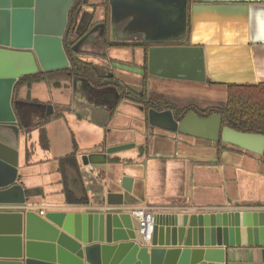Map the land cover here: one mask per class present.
<instances>
[{"label":"water","instance_id":"water-1","mask_svg":"<svg viewBox=\"0 0 264 264\" xmlns=\"http://www.w3.org/2000/svg\"><path fill=\"white\" fill-rule=\"evenodd\" d=\"M80 1L0 0V204L18 206L0 209V264H227L240 249H260L264 254V206H169L155 213L150 242L143 243L138 221L127 211L133 204L134 179L126 175L119 181L121 192L106 194L104 211L57 209L40 215L25 207L28 192L18 168V136L28 140L37 131L40 146L39 129L25 126L64 108L55 111L49 104L20 99L19 91L27 85L18 89L14 100V87L24 75L71 66L67 37L74 32ZM108 4L110 35L115 30L125 39L139 36L141 42L151 44L148 75L205 81L202 46L173 44L187 39L188 0H108ZM99 26L103 35L104 24ZM84 36L71 46L73 53L80 54ZM111 76L113 72L105 77ZM142 90L141 85L137 93L142 95ZM122 101L143 111L145 126L210 142L220 140L255 155L264 151V135L221 127L219 114L202 118L188 112L175 117L170 109L151 108L145 116L141 103L122 98L117 106ZM26 103H36L45 111L39 119L27 121ZM104 111L107 115L108 109ZM127 148L128 144L106 145L105 156ZM76 150L73 147V157Z\"/></svg>","mask_w":264,"mask_h":264},{"label":"crops","instance_id":"crops-1","mask_svg":"<svg viewBox=\"0 0 264 264\" xmlns=\"http://www.w3.org/2000/svg\"><path fill=\"white\" fill-rule=\"evenodd\" d=\"M189 11L188 39L191 45L203 48L205 81L149 76L153 93L192 100L204 107L215 103L213 97L217 95L224 94L226 98L227 84H264V0H191ZM94 14L100 20L104 17L101 8ZM114 31L110 35L108 29L110 40L125 39ZM103 40L104 34L101 48ZM124 50L131 51L130 55ZM79 52L91 60L96 70L98 65L101 71L105 70V66L94 61L93 55L89 57V51L82 48ZM107 53L112 61L110 67L115 70L113 74H120L116 78L140 90L142 50L110 48ZM163 82L204 84L201 86L209 93L207 98H201L204 96L200 94H172L162 89ZM73 87L74 82L52 85L41 81L19 91L22 100L49 104L55 111L64 108L55 112L60 115L52 117L46 125L49 145L46 150L38 145L37 131L28 140L22 134L18 136V168L28 192V203L24 204L27 209L36 213L43 210V215L57 209L104 211L101 208L106 194L122 191L119 181L123 175L134 179L133 204L129 207H152L161 212L179 203L203 208L234 204L264 206V151L255 155L225 143L145 126L143 111L127 101H122L109 119L104 106L90 103ZM43 111L36 103H26L25 119H39ZM119 144H128L129 148L105 156L106 145ZM28 146L31 153L26 160ZM73 147L77 150L71 160L67 156L72 155ZM114 158L118 161L109 162ZM17 208L13 204H0V209ZM227 264H264V254L260 249H240Z\"/></svg>","mask_w":264,"mask_h":264},{"label":"trees","instance_id":"trees-1","mask_svg":"<svg viewBox=\"0 0 264 264\" xmlns=\"http://www.w3.org/2000/svg\"><path fill=\"white\" fill-rule=\"evenodd\" d=\"M191 0H188V17H187V39L184 42H176L173 44H183L191 45L189 43V33H190V11L189 4ZM81 1L77 6L80 8ZM100 5H103L105 12V21L108 24L109 16V4L108 0H101ZM81 34H75L70 32L67 37V46L69 48V54L72 58L71 66L59 70H51L46 72H36L33 74H28L22 76L14 87L13 99L16 98V93L18 89L23 86H29L32 83L45 81L52 85H56L62 82L73 83L77 79H81L84 86L87 88L96 87L105 89L102 91L101 95H108L110 99H113V95L116 96L114 104L108 109L107 118H110L115 111L118 102L122 98H127L128 100L141 103L144 106L145 116L147 115L148 109L154 110H164L170 109L175 116L185 115L188 112H194L200 117H209L212 114H219L221 118V127L227 126L232 129L257 133L264 135V84H227L226 87V98L220 103H210L204 107L197 106L192 100L182 101L173 99L167 95L159 93L145 95L144 82L145 77L148 76L147 73V49L151 45L149 43L140 42L134 44L117 43L113 41L107 42V47H125V46H138L142 50V88L143 94L139 95L134 90L126 87L114 76L105 77L100 76L96 73L93 65L82 59L81 54L73 53L70 48L74 45L81 37ZM114 96V97H115ZM20 110V109H18ZM60 115L54 112V114L43 118L40 122L33 126H25L26 128H38L39 129V143L41 148H48V140L46 136V131L44 125L48 123L52 117ZM147 121V119H145ZM221 144L220 140L215 142ZM142 148V147H141ZM143 149V148H142ZM141 149V150H142ZM27 160L30 153L27 151ZM73 160V155L67 156ZM72 157V158H71ZM118 159H109V162H117ZM86 202V199L85 201Z\"/></svg>","mask_w":264,"mask_h":264},{"label":"rangeland","instance_id":"rangeland-1","mask_svg":"<svg viewBox=\"0 0 264 264\" xmlns=\"http://www.w3.org/2000/svg\"><path fill=\"white\" fill-rule=\"evenodd\" d=\"M90 2L96 3V0H89V3ZM88 9H90V4H88L85 7V10H87V12L90 11ZM84 35L85 36L82 40L83 47L80 46L79 50L82 51V48H83V50L89 51L91 53L89 55V57H91L93 55L94 61L100 62L102 64V67L105 66L104 67L105 71H103V72H107V73L115 72V70H113L110 67V65L103 63V62H105V61H103V60H105V55H104L105 52L100 53L101 49L104 50V48H101V45H102L101 33H99L98 31L94 32V30H90L89 32H87ZM124 51H127L129 53V55L131 53V51H129V50H124ZM99 54H101V56ZM86 59L91 62V60L88 57ZM97 70H98L97 72H101V68L99 67V65L97 66ZM163 83L164 84L162 86V89L167 90V91L171 92L172 94H174V93L175 94H177V93H190L189 95H193V96H197L200 94V95L204 96L201 98H207L206 95H208V93H209L207 88H205V86H201L204 84H200L197 86H191V85L188 86V85L176 84L177 82H163ZM74 87H76V89ZM74 87L73 88L75 90H77L78 93H81L87 101H89L92 104H98V105L104 106L106 108L105 110L111 108L112 105L114 104L115 98L113 100V99H110V96H108V95H105V94L101 95L102 91L104 92L105 89L96 88V87L87 88L84 86L81 79H77L74 82ZM213 99L215 100V103H220V102L224 101L225 95L224 94H222L220 96L217 95V96L213 97ZM118 108H119V106H117V109Z\"/></svg>","mask_w":264,"mask_h":264},{"label":"flooded vegetation","instance_id":"flooded-vegetation-1","mask_svg":"<svg viewBox=\"0 0 264 264\" xmlns=\"http://www.w3.org/2000/svg\"><path fill=\"white\" fill-rule=\"evenodd\" d=\"M81 5H80V8L78 9V12H77V19H76V24H75V29H74V33L75 34H81L83 33L86 34L87 32H89L90 30H94V32H99L101 33V27L99 26L100 23H103L104 24V40H103V43H104V50L102 49L100 53H104L105 55V63L107 65H111V59H109L108 57V53L107 51L110 49V48H119V49H131V50H134L136 48H139L138 46H125V47H107L106 44L107 42L109 41H113V42H117V43H126V44H134V43H140V37L139 36H130L129 38H126V39H123V40H110L109 39V32H108V25L106 24V21H105V15L104 17L102 18V20H100L101 18H98V16H96L94 13L97 11V8H101L104 12V8H103V5H100L101 3V0H98L97 3H89V0H81ZM90 4V11L87 12V10H85V7ZM105 14V12H104ZM97 19V20H96ZM94 20H96L94 22ZM116 33V31H114V34ZM82 35V36H83ZM80 47V46H79ZM132 61H134V59H132ZM142 64V63H141ZM141 69V73L143 74V70H142V67H140ZM105 71V70H103ZM101 71V74L104 75V76H108L110 75V73H107V72H103ZM116 75L117 76H120L119 72H117V74L115 73L114 77L116 78ZM150 75L146 76L145 77V82H144V91L145 92H148V94H151L153 93L151 91V86L149 85V82H148V78H149ZM141 85H142V79H141ZM140 85V86H141ZM134 89V88H133ZM136 92H138L139 90H137L136 88L134 89Z\"/></svg>","mask_w":264,"mask_h":264},{"label":"built area","instance_id":"built-area-1","mask_svg":"<svg viewBox=\"0 0 264 264\" xmlns=\"http://www.w3.org/2000/svg\"><path fill=\"white\" fill-rule=\"evenodd\" d=\"M89 170L93 172L92 167L89 166ZM129 214L135 217L139 224V234L141 236L142 242L148 244L151 239V233L153 229L154 215L156 213L155 209L152 207H129L127 209ZM40 215H43V210H39Z\"/></svg>","mask_w":264,"mask_h":264}]
</instances>
